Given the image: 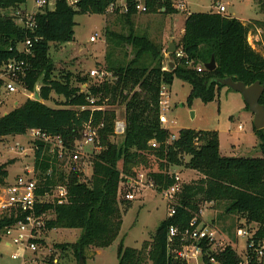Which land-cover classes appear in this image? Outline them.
I'll use <instances>...</instances> for the list:
<instances>
[{"label":"trees","instance_id":"16d2710c","mask_svg":"<svg viewBox=\"0 0 264 264\" xmlns=\"http://www.w3.org/2000/svg\"><path fill=\"white\" fill-rule=\"evenodd\" d=\"M118 0H76L69 6L65 0H55L52 11H40L33 16L34 27L25 31L15 24L14 17L3 15L7 9L17 10L24 0H0V68L9 62L23 61L29 66L23 85L33 90L39 77L41 96L50 101L54 93L64 98L63 108H49L38 101H26L22 106L0 117V141L6 137L25 135L30 129H39L59 137L64 144L73 148L81 138V130L90 120V111H75L71 108H87L89 97L107 101L104 114L94 113L93 125L103 124L100 138L103 150L93 160L92 173L85 180L83 173L74 169H62L57 165L55 155L49 148L40 145L35 151L34 165L38 172L39 185L48 191L50 187L64 186L68 190L67 203L46 204L38 207L45 214L46 231L53 229L80 230L79 240L74 244L56 245L62 253L71 249L77 263L79 258L86 261L87 252L92 249H106L118 237L122 217L130 208L129 201L118 199L122 176L134 178L138 170H147L158 193L171 187L174 180L167 176L169 168H183L196 172L200 178L181 186L177 195L175 215L166 217L150 241L142 243L140 249L126 248L119 244L118 264H187L174 258V254L189 246V240L175 239L168 248L169 229L177 228L180 234L190 229L191 221L200 224V211L204 204H222L225 211L240 215L245 224L256 225L253 236L247 241L246 256L250 259L254 250L264 242V129L253 133L258 141L260 158H227L219 152V137L215 131L181 130L178 138L165 145L168 132L161 129L159 115V90L162 85L170 87L175 79L187 83L190 94L187 105L194 100L204 104L215 100L221 85L215 81L232 79L246 87L258 82L263 87L259 104L264 107V57L251 48L248 35L253 30L264 28V22L248 21L249 25L220 13L188 14L185 18L184 33L176 48L184 54L174 60L170 54L167 66L163 68V48L151 42L147 36H137L133 29L125 37H118L134 51L129 63L121 66L110 65L108 72L112 81L101 85L91 84L88 76L77 77L80 87L90 84L88 92L70 85L71 75L64 83L50 78L52 66L48 58L50 44H67L74 40V18L77 15H104ZM126 11L122 18L130 23L136 14V6L142 1L146 14L172 15L177 11L172 0H124ZM264 14V0H253ZM119 12V8L114 10ZM131 24V23H130ZM251 32V33H250ZM27 39L32 46L28 53L18 51ZM262 44L263 41L259 40ZM264 46V44H263ZM214 59L215 70L197 72L194 67L204 66ZM146 64L141 66L142 60ZM192 67H188V63ZM21 80V79H20ZM115 106L123 107L126 123L125 135L118 140L113 134L116 119ZM64 107H70L65 109ZM246 110L248 108L245 106ZM156 140L159 146H148ZM188 161H185V158ZM0 165V186L8 178L7 165ZM155 168V169H154ZM51 170L48 176V171ZM68 172V173H67ZM83 179L85 181H83ZM6 215H0V241L4 230L10 225ZM202 250V264H239L236 252L230 247L211 251L208 242L197 244ZM252 245V246H251ZM251 247V248H250ZM50 264V263H49Z\"/></svg>","mask_w":264,"mask_h":264},{"label":"rangeland","instance_id":"374dc122","mask_svg":"<svg viewBox=\"0 0 264 264\" xmlns=\"http://www.w3.org/2000/svg\"><path fill=\"white\" fill-rule=\"evenodd\" d=\"M172 1L174 6L178 3V0ZM35 2L36 0H24V4L17 10L7 9L2 13L4 16L14 17L18 11L33 15L44 10L52 11L55 8V0H47L48 6L38 11ZM184 2L187 9L184 13L177 11L176 14H179V17L196 13H218L216 7L220 4L226 9L222 15L237 19L246 25H249L248 21L264 22V14L259 11L253 0H184ZM140 3L143 4L142 1ZM116 8H119L120 11H106L107 13L104 15L75 16L73 42L49 45L48 58L52 66L51 80L64 83L66 75H71L70 85L73 88H78L80 84L77 83V77H89L88 72L92 69L104 68L108 71L110 65L121 66L129 63L134 57V51L129 45L122 43L118 37L127 36L130 28L133 29L135 35H145L151 42L161 45L164 49L166 45L162 41L164 33L168 32L166 26H172L176 37L179 34L180 22L177 18L168 17L170 15L137 13L131 18L130 24L122 18L123 8ZM91 37L95 38L94 42H90ZM247 39L251 48L264 57V28L253 30ZM259 40L263 41L262 44ZM19 48L23 51L22 46ZM168 60L170 61V59ZM168 60H163V67H166ZM145 64L144 59L141 66ZM169 69H171L170 66H167L164 70ZM1 72L2 68H0V77ZM24 77L21 75L19 77L21 80L17 81V88L20 86L23 88L19 89L16 94L7 95L0 91V117L22 106L26 101H35V96L38 97L39 103H43L49 108H63L64 98L62 96L51 93L50 101L43 100L41 96L42 76L30 91L23 85L22 79L26 78ZM89 79L92 81L91 84L96 83L90 77ZM89 86L90 84H85V87ZM169 88L170 108L164 113L169 121V134L177 135L181 130L215 131L219 137L221 156L227 158L261 157L258 141L253 133V116L246 110L239 93L223 87L216 94L213 102L204 104L200 100H194L189 107L186 102L191 88L187 83L175 79ZM64 108L69 109L70 107ZM71 109L77 110L76 108ZM113 110L118 118L124 119L123 107L115 106ZM120 141L121 139H116V142ZM19 149H23L24 152H20ZM33 152V145L27 134L6 137L0 141V165L13 161L12 165H7L8 178L20 175L24 165H31L34 158ZM184 160L188 161V158L186 157ZM169 169L179 176L180 184L183 185L200 178L196 172L191 170L176 167ZM80 171L85 176V180L90 178L92 170L88 166H83ZM141 172L144 175L142 184L129 189V192L134 195V200L130 202V208L122 217V226L117 239L108 248L100 249L94 261H90L95 256L93 250L87 252L85 264H118L117 249L119 244L122 243L126 248L140 249L142 243L150 241V236L166 219L171 204L166 202L156 191L154 183L150 185L152 179L148 177V171H137L138 174ZM166 174H169V170ZM85 180L83 179V181ZM118 199L126 201L119 194ZM199 217L201 219L199 227L208 226L217 232L216 240L211 247L212 251H219L230 246L236 252L239 260L244 258L247 241L253 236L256 225L245 224V220L240 215L227 213L222 204H204ZM238 229L249 232L251 237L237 236ZM80 235V230L53 229L46 233L45 247H41L40 252L37 251L35 254L23 253L20 248L14 246L6 247L5 243L0 241V264H78L70 248L62 253L55 246L74 244L79 240ZM193 244L190 243L189 249ZM259 247H264V242ZM185 252L188 255V258H184L186 263L197 264L192 257L193 252L191 250ZM12 255H24V263L22 260L13 261ZM55 260L56 263H54ZM200 260L201 256H197L199 263Z\"/></svg>","mask_w":264,"mask_h":264},{"label":"built area","instance_id":"2783aa9c","mask_svg":"<svg viewBox=\"0 0 264 264\" xmlns=\"http://www.w3.org/2000/svg\"><path fill=\"white\" fill-rule=\"evenodd\" d=\"M69 6H73L76 0H65ZM136 6L137 13H145L146 8L144 4L140 3ZM48 6L47 0H36L35 7L39 11L41 8ZM115 6H111L107 12H111L116 9ZM174 9L180 13H184L187 9V5L184 0H178V3L174 6ZM123 11H126L125 5L122 6ZM218 13L223 14L226 9L223 5L218 4L216 7ZM106 12V13H107ZM33 15L28 13H22L20 11L14 15L15 24L25 31H31L34 27ZM248 40V39H247ZM95 38L91 37L90 42H94ZM23 51L18 47V51L28 53L32 43L31 40L27 39L22 45ZM174 60L182 59L184 54L180 48H176L174 52ZM171 60V59H170ZM171 62V61H169ZM168 62V63H169ZM168 63H166L167 68ZM188 67H192V63H188ZM29 66L23 61L20 62H9L3 68L0 77V91L7 95L16 94L19 89L17 88V81L21 75L26 74ZM194 69L201 73L205 71L204 66H197ZM89 77L96 81L97 84L101 85L104 82L112 81V75L104 68L92 69L88 72ZM81 92H88L89 88L85 85L80 87ZM169 87L162 85L159 90V123L161 129L168 132V138L164 142L165 145H169L175 141L178 137L174 134H169V121L167 120L164 113L169 111L170 108V96ZM35 101H38V97L35 96ZM89 106L75 111H90V116L94 113L104 114L107 110V101H100L99 97H89L87 99ZM85 123L81 130V138L76 141L73 148L67 147L64 142L59 137H54L46 132L39 129H30L27 131V135L33 145V157L35 151L40 145L45 148H49L50 154L55 155L57 159L58 167L62 169H74L77 172L82 173L80 168L83 166H88L92 170L93 160L97 155L103 150L102 142L100 138V130L103 128V124L93 125L92 120ZM241 129V127H239ZM126 123L125 120L120 119L116 116L113 124V136L115 138H121L125 135ZM148 146L152 149H156L159 144L156 140H151ZM20 152H24L23 149H19ZM34 159H32L31 165H24L20 175L13 178L12 181L6 180L5 186H0V215H6L8 220H12L10 225L4 230L1 241L5 243L6 247L14 246L20 248L23 253L29 252L35 254L37 251L40 252L41 247H45L44 238L46 236L45 225V214L39 213L38 207L46 204H57L62 205L67 203L68 190L64 186L50 187L48 191H43V194L38 192L44 190L43 187L39 185L38 172L35 170ZM51 170L48 171V176ZM167 176L174 180V184L164 189L160 192L164 200L171 204L167 217H173L175 215V207L178 205L177 195L181 191L180 178L175 172H171L169 169V174ZM144 175L139 173L136 177H126L122 176V181L120 182L118 194L126 201L132 202L134 200V195L129 192V189H133L138 184H142ZM153 181L150 180V185ZM195 221H191L190 229L186 230L184 233L180 234L177 228H170L167 236L168 248L171 249L174 245L175 239L180 235L182 240H189L194 243L192 246H182V249L176 252L174 255L175 259L184 261V258H188L186 250H191L193 252L192 257L195 259L197 264H202V250L197 245L201 242H208V244L213 245L216 240L217 232L215 229L210 227H194ZM237 236L239 237H249V232L242 229H238ZM251 237V236H250ZM252 246V245H251ZM212 247V246H211ZM251 248V247H250ZM184 250V252H182ZM223 250V249H222ZM212 251V250H211ZM197 256H201L200 263L197 261ZM11 259L13 261L22 260L24 263L25 257L19 255H12ZM212 264H216L213 259H210ZM56 263V260L55 262ZM239 264H264V247H257L254 250V255L250 259L248 256H244L240 260Z\"/></svg>","mask_w":264,"mask_h":264},{"label":"water","instance_id":"95a60500","mask_svg":"<svg viewBox=\"0 0 264 264\" xmlns=\"http://www.w3.org/2000/svg\"><path fill=\"white\" fill-rule=\"evenodd\" d=\"M176 47L170 45L167 54H174ZM172 68V65H170ZM216 68L214 59L204 65V69L208 72L214 71ZM217 85L229 88L230 90L239 93L244 101L248 111L253 116V129L255 131L264 129V107L259 104V100L263 94V87L256 82L250 87H246L243 83H236L232 79H224L215 81ZM78 264H85L83 258H79Z\"/></svg>","mask_w":264,"mask_h":264},{"label":"crops","instance_id":"0c3cea01","mask_svg":"<svg viewBox=\"0 0 264 264\" xmlns=\"http://www.w3.org/2000/svg\"><path fill=\"white\" fill-rule=\"evenodd\" d=\"M125 5V1L124 0H118L117 1V4H116V6L117 7H122V6H124ZM168 17H172L173 19L174 18H177L178 19V21L180 22L179 23V34H178V36L176 37L175 35H174V30H173V28H172V26H166V30L168 31L166 34L164 33V39H163V44H165L166 46H165V49H164V47H163V56H164V58H163V60H168V59H170V57H169V55L170 54H167V51H168V49H169V47H170V45H174L175 47H177L178 46V44H179V42H180V40H181V38H182V36H183V33H184V23H185V18H186V16L185 15H182L181 17H179V14H175V15H170V16H168ZM177 22V21H176ZM169 61V60H168ZM169 92H170V88H169ZM13 178L14 177H10L9 178V181H12L13 180ZM93 250V253L95 254V256H94V259L93 260H90V261H94L96 258H97V256H98V254H99V250L100 249H92Z\"/></svg>","mask_w":264,"mask_h":264}]
</instances>
